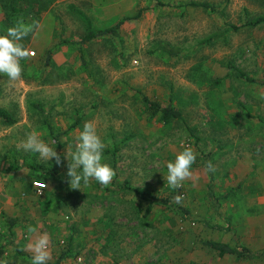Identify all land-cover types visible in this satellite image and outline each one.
<instances>
[{
	"label": "rangeland",
	"instance_id": "obj_1",
	"mask_svg": "<svg viewBox=\"0 0 264 264\" xmlns=\"http://www.w3.org/2000/svg\"><path fill=\"white\" fill-rule=\"evenodd\" d=\"M77 10L94 29L123 24L117 35L82 42L87 31ZM259 16L264 0H0L1 35L19 19L42 25L38 35L20 41L34 53L21 61V80L0 74V108L16 119H0V248L22 251L13 237L22 234L27 241L30 223L41 234H52L50 224L59 231L66 224L74 239L52 237L48 264H75L80 254L82 264H93L94 244L80 248L74 229L88 219L87 210L92 220L106 212L119 231L128 230L123 241L132 242L121 246L136 264L151 258L159 241L171 255L159 264H193L196 256L205 258L200 264L243 261L234 255L221 261L203 243L222 241V228L231 226L222 213L208 211L203 198L212 181L209 161L221 175L234 169L233 182L240 190L249 187L251 197L264 175V22L248 24ZM142 93L177 106L184 120L164 123L150 115ZM85 122L95 125L105 144L102 162L115 170L107 187L95 180L70 187L66 153L70 159ZM30 133L55 149L62 164L25 152L21 145ZM184 147L196 153L192 171L199 179L172 189L166 165ZM102 197L128 209H102ZM85 247L91 248L83 252ZM22 257V264H31V257Z\"/></svg>",
	"mask_w": 264,
	"mask_h": 264
},
{
	"label": "crops",
	"instance_id": "obj_2",
	"mask_svg": "<svg viewBox=\"0 0 264 264\" xmlns=\"http://www.w3.org/2000/svg\"><path fill=\"white\" fill-rule=\"evenodd\" d=\"M1 32L2 31L0 29V35ZM233 172L234 169H231V173L226 172L224 169L222 171V175L217 170L212 172V181H210L211 186L208 188L206 197L205 199L203 198V202L206 203V208L208 211L217 210L220 214L222 213L223 219H229V224L231 226L230 228H222L221 233L224 234V239L222 241H205H215L227 244L240 251L241 254L237 255L232 253H220L212 249L211 247H208L205 244V241H203V243L209 248V252L212 251L213 253L217 254V257H224V260L219 259L221 261H226L227 259H229V256L234 255L239 259H244L238 264H263L264 261H260V258L257 257H264V254H262L264 252V175L260 181V185H257L253 188L255 192L252 193L253 197H251L249 193V187L247 191L243 188L240 190L239 182H237V184L233 182V180H235L236 178L235 175L232 174ZM221 177L222 182L219 181ZM86 197L87 196L85 195V198ZM99 197L100 195L95 194L94 199L97 200ZM103 198L104 197H102V199ZM102 199L99 201L102 209L106 210V206H110L109 208L113 209L121 208L119 206L120 202L110 200L107 203L106 200ZM86 201L87 202L84 203L86 205H90L91 200L88 199ZM103 201H105L106 203H103ZM121 209L127 210L128 208L124 205ZM10 210L14 209L11 208ZM85 213L88 219L84 220L78 225H75L74 229L78 230L77 234L79 236L77 240L81 243L82 246H80V248H83L86 245L91 246L92 243L94 244L93 252L95 254H93V264H114L111 262L114 258L119 262L121 260L122 264H136V256H132V254L128 252V248H124L121 246L122 241L125 238L127 240V238H129L130 236L127 232L128 230L124 229L119 231L116 225L112 221H110L108 217H106V212H101L99 215H95V218L93 217V220L90 218V212H87L86 210ZM124 214L127 215V213ZM211 215L215 216V212ZM30 224L31 226L35 225L33 223ZM50 225L52 227V234L48 233L50 240L54 236L56 237V239L63 237L68 240L72 237L71 230L68 228V226H66V224L61 227L60 231L59 226L55 224ZM38 232L40 233L39 229ZM120 233H123V235H120ZM13 238L15 242L23 248V250H13V248H10L11 245H3L0 248V264H22V262H24V260H22L23 254H25L26 257L32 258L31 252L27 249V245L30 243L31 237L27 241L22 239V234H17ZM72 238L74 239V236ZM157 239L158 241L160 240L159 235L157 236ZM123 242L129 243L132 241L128 240ZM160 243L164 242L159 241V243H156L158 247L156 253L153 250H151L152 252L149 251L152 257L149 259H145V262H143V264H159V262L157 261H165L169 256H171L170 254L167 255L164 249L161 250V248L159 247ZM0 245H2L1 241ZM150 246L151 243L146 246V252L148 251V248H150ZM85 248V250H82L83 252H86V250H88L87 248L91 247ZM87 257L89 256L87 255ZM191 259L193 260V264H200L201 262L205 261V258L203 259L202 257L198 256L194 257V259Z\"/></svg>",
	"mask_w": 264,
	"mask_h": 264
},
{
	"label": "clouds",
	"instance_id": "obj_3",
	"mask_svg": "<svg viewBox=\"0 0 264 264\" xmlns=\"http://www.w3.org/2000/svg\"><path fill=\"white\" fill-rule=\"evenodd\" d=\"M42 25L39 21L33 20L31 23H25L23 19L7 28L6 35H0V74L7 76L10 82L20 81L23 68L22 60H27L30 55L20 41L30 33L38 35ZM78 143L74 152L69 155L68 170L66 175L70 178L69 184L72 189H80L81 183L88 185L90 180L98 181L101 185L107 187L115 177V170L103 161V150L105 144L97 134L95 125L92 122H85L83 130L79 133ZM21 147L25 152H35L43 161L55 159L58 165L62 164L61 157L55 149L49 147L41 141L35 133L27 135L26 140ZM196 161V153L191 147H184L179 152L174 161H169L166 165V181L170 188L179 189L186 180H198L192 171V165ZM208 171H215L211 161L207 163ZM182 195L175 197L176 203H180ZM31 234V241L27 249L31 252V264H48L50 260V237L47 233H39L36 227L31 225L27 228Z\"/></svg>",
	"mask_w": 264,
	"mask_h": 264
},
{
	"label": "trees",
	"instance_id": "obj_4",
	"mask_svg": "<svg viewBox=\"0 0 264 264\" xmlns=\"http://www.w3.org/2000/svg\"><path fill=\"white\" fill-rule=\"evenodd\" d=\"M160 4H165L164 2L160 1ZM188 5H194V6H201L207 9H213L212 5L209 3H197V2H191ZM77 14L79 15V17L82 19V21L84 22L85 26H86V35L83 37L82 42L85 41H90L92 39H95L97 37H101V36H105V35H117L119 33V28L121 27V25L123 24V20L120 21L118 24H116L113 27L110 28H104V29H94L93 25H92V21L91 19L81 10H77ZM264 22V16H259L257 17L255 20L251 21L248 24H251L253 26L258 25L260 23ZM236 29H238L239 27L235 26ZM51 53V51H50ZM238 75L240 77L246 78L249 81H252L253 79L251 77H249L245 72H243L242 70H238ZM142 99L146 104V108L150 111L152 116H156L159 115V118L161 121H163L164 123H169L172 120H184V115L183 112L181 111L180 108H178L177 106L174 105H164L161 104L160 102L156 101V100H152L149 96L145 95L142 93ZM0 119L3 120L4 122L8 123V124H13L16 122V119L12 116V114L4 108H0ZM188 130L190 131V133L194 134L195 129L189 125H187ZM52 136L54 137V139L59 143V135L57 133H55L53 130L51 131ZM133 194H141V191H139L138 189L134 188L131 189ZM13 223V221H12ZM205 244L208 247H211L212 249L220 252V253H232V254H237L240 255V251H238L237 249L227 245V244H223L220 242H215V241H205ZM64 255H62L63 257Z\"/></svg>",
	"mask_w": 264,
	"mask_h": 264
},
{
	"label": "built area",
	"instance_id": "obj_5",
	"mask_svg": "<svg viewBox=\"0 0 264 264\" xmlns=\"http://www.w3.org/2000/svg\"><path fill=\"white\" fill-rule=\"evenodd\" d=\"M39 192L41 193V189L39 190ZM83 262H84V256L82 254L77 255L76 257H74V263L75 264H82Z\"/></svg>",
	"mask_w": 264,
	"mask_h": 264
}]
</instances>
